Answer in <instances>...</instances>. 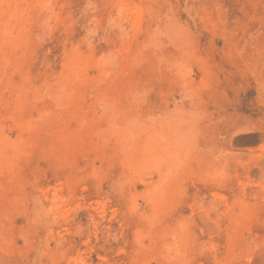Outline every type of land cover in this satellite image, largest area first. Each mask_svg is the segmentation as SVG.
Listing matches in <instances>:
<instances>
[{"label":"rangeland","instance_id":"obj_1","mask_svg":"<svg viewBox=\"0 0 264 264\" xmlns=\"http://www.w3.org/2000/svg\"><path fill=\"white\" fill-rule=\"evenodd\" d=\"M0 264H264V0H0Z\"/></svg>","mask_w":264,"mask_h":264},{"label":"bare ground","instance_id":"obj_2","mask_svg":"<svg viewBox=\"0 0 264 264\" xmlns=\"http://www.w3.org/2000/svg\"><path fill=\"white\" fill-rule=\"evenodd\" d=\"M133 8H134V7H133ZM12 11H13V10H12ZM12 11H9V12L7 11V13H6L7 16H6V18L4 17V18H5V21H4V22H5V25H7V24L9 25L10 22L14 23V20L16 19V16H15V14H14V11H13V12H12ZM3 20H4V19H3ZM12 20H13V21H12ZM16 20H17V19H16ZM16 20H15V22H16ZM15 24H16V23H14V27H15ZM10 25H13V24H10ZM12 29H13V27H12Z\"/></svg>","mask_w":264,"mask_h":264}]
</instances>
